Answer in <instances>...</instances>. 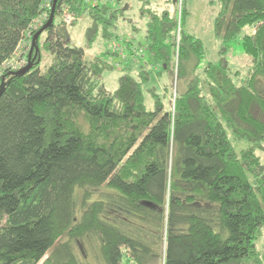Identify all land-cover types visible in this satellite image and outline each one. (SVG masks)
Listing matches in <instances>:
<instances>
[{
	"label": "trees",
	"instance_id": "trees-1",
	"mask_svg": "<svg viewBox=\"0 0 264 264\" xmlns=\"http://www.w3.org/2000/svg\"><path fill=\"white\" fill-rule=\"evenodd\" d=\"M138 1L145 45L135 27L119 41L130 58L111 92L117 54L86 53L99 35L119 39L110 28L124 10L90 9L84 49L56 18L75 26L87 0H58L33 69L17 77L8 63L53 0H0V264H264V0H217L220 50L204 67L207 48L186 32L190 0ZM247 27L242 77L226 56ZM145 54L152 69L138 65ZM153 75L175 76L169 105Z\"/></svg>",
	"mask_w": 264,
	"mask_h": 264
},
{
	"label": "rangeland",
	"instance_id": "rangeland-1",
	"mask_svg": "<svg viewBox=\"0 0 264 264\" xmlns=\"http://www.w3.org/2000/svg\"><path fill=\"white\" fill-rule=\"evenodd\" d=\"M134 2L132 3V9H130L129 13L123 12V14L119 13L116 14V19L114 20V28H110V31L113 32V34L118 38H115L114 40L110 41L109 43L105 42L101 36L99 35L94 43V45L91 47L89 51L86 53V59L91 60L94 59L95 56L100 55L104 52H112L113 45L119 44V41H126L125 39L127 36H129V33L134 32L132 27L135 28H140L142 31L136 32L135 34V44L138 46L141 44L142 47L145 45V32H144V27L146 24V20H142L140 16V8H141V3L136 0H132ZM189 10H191V14L189 18L186 21V32L189 34H193L196 38L200 39L205 48L208 50V56L206 60L203 62V65H206L207 62H211L217 59L219 50H220V40L216 38L213 32V25L215 22V19L218 16L220 7L217 2V0H190L189 1ZM117 10H120L121 8L114 7ZM175 8H171L172 13L175 11ZM83 17L75 26H70L65 24L68 29V33L71 38V42L73 43L74 46L81 47V48H86L87 44V32L88 29L92 25V20L90 18ZM46 19V18H45ZM44 20V19H43ZM42 20V22H43ZM57 25L60 23H64V17L63 16H57L56 18ZM130 22H133V24H130ZM74 23V22H73ZM72 23V24H73ZM45 24V23H44ZM43 24V25H44ZM43 25L38 24V21L33 27L32 33L35 31H38L43 27ZM255 33V28L254 27H247L242 34L240 35L239 39L235 41L232 44V50L231 52L228 53L226 56V59L228 61V65L231 68V70L234 73H241L242 77L248 72V69L251 67L252 60L249 56H246L243 53L241 42L244 36L254 34ZM132 34V33H131ZM31 34L28 33L27 39L30 38ZM131 36V35H130ZM41 40L43 41L46 38V34L41 36ZM121 39V40H120ZM31 41L25 40V42L21 45L19 50L17 51L16 55L14 58L8 63V68L12 69L13 71L17 68L20 67L17 70H21L22 68L27 65L26 60L27 56L29 54L30 48H31ZM104 43H107L108 45L106 46V50L104 49ZM109 49V50H108ZM119 52V51H118ZM95 54V55H94ZM115 54V52L113 53ZM94 55V56H93ZM128 55V54H126ZM42 65H41V71L46 72L48 67L51 65L52 58L50 54L44 49L42 50ZM118 55L115 56H108V62L115 67V69L106 71L104 74L103 78V83L104 86L111 92H114L118 88V80L120 76L123 74L124 69H125V64H121L122 69L118 68ZM204 67V66H203ZM16 71V70H15ZM150 71V70H149ZM138 73V67L133 69V74L137 75ZM199 74L201 72H198ZM174 78V85L170 84V76H164L162 80L159 82H156L155 84L152 83L153 86H155L160 93H166V102L167 105L170 104L171 101L174 100V89L176 88L175 86V76H171V79ZM177 84V82H176ZM165 86L167 87V91L164 89ZM181 90L184 88L182 85L178 86ZM179 89V90H180ZM173 93V94H172ZM147 101H148V106L151 107V99L147 95ZM258 155L262 159V162L264 164V151L258 152ZM81 193L79 192L77 196H80ZM97 198V197H96ZM258 250L261 252L262 257L264 258V229H263V237L261 240L257 243ZM86 253H88L86 251ZM88 257L91 258V252L88 253Z\"/></svg>",
	"mask_w": 264,
	"mask_h": 264
},
{
	"label": "water",
	"instance_id": "water-1",
	"mask_svg": "<svg viewBox=\"0 0 264 264\" xmlns=\"http://www.w3.org/2000/svg\"><path fill=\"white\" fill-rule=\"evenodd\" d=\"M57 2H58V0H53V5H52V8H51L49 19L43 25V27L35 34V36L33 37L32 41H31L32 43H31L30 53H29V56H28L27 65L24 68H22L21 70H19L17 72H12L9 75L19 77V76H23V75L27 74L28 72H30L33 69L34 64H33V61H32V55L34 54V52H35V56L38 55V53L40 51L39 50V46H38L39 38L47 30H49L54 24L55 17H56ZM4 88H5V78H3L2 85L0 86V97H1V95L3 93V91H4Z\"/></svg>",
	"mask_w": 264,
	"mask_h": 264
},
{
	"label": "built area",
	"instance_id": "built-area-1",
	"mask_svg": "<svg viewBox=\"0 0 264 264\" xmlns=\"http://www.w3.org/2000/svg\"><path fill=\"white\" fill-rule=\"evenodd\" d=\"M105 1H110V3L114 2L113 0H87L86 3H87V6H88V11H87L86 15H84V17L88 16L90 9H94V8L98 7L101 3L105 2ZM47 3H48L47 7H49V2H47ZM46 17H47L46 15H43L41 20L38 21V24L40 23V25H43L45 23V21H46V19H45ZM63 17H64V21L63 22H64V24H67V26L71 25L75 21L74 17H72L69 14L65 13L63 15ZM42 20H43V22H42ZM112 51L115 52L117 55H119V59H120L121 62H124V63L129 62V58L130 57L128 55H126V53L123 51V48L121 47L120 44L113 45ZM143 52H144L143 50L135 49L134 50L135 56H134L133 59L136 60L139 56H142ZM177 63H178V59H177ZM117 65H118V68L121 69V63L118 62ZM19 68L20 67H17L15 70H17Z\"/></svg>",
	"mask_w": 264,
	"mask_h": 264
},
{
	"label": "crops",
	"instance_id": "crops-1",
	"mask_svg": "<svg viewBox=\"0 0 264 264\" xmlns=\"http://www.w3.org/2000/svg\"><path fill=\"white\" fill-rule=\"evenodd\" d=\"M136 1H138V0H136ZM151 1H152V5L157 6L159 4L158 1H161V0H151ZM131 2H134V1H132V0H122L120 2H113L111 5L114 6V7H118L119 6L122 10H124L125 13H129L130 9H132V6H133ZM163 2L164 1H161V4H163ZM131 33H129V37L132 38L135 33L134 34H133V32H131ZM107 45H108L107 43H104L103 47H104L105 50H106V46ZM138 65H142L147 70L148 69H152V67H155L153 62H152V60L150 59V57L148 55H146V54L143 57V59L140 60V63ZM164 76H166V75H164ZM162 78H161V80H162ZM159 81H160V79H158L156 76L153 75L152 83L155 84L156 82H159Z\"/></svg>",
	"mask_w": 264,
	"mask_h": 264
}]
</instances>
